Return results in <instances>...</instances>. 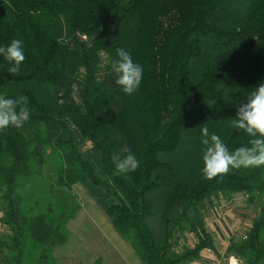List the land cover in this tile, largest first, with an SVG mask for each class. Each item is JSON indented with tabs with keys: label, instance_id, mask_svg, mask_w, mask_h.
I'll list each match as a JSON object with an SVG mask.
<instances>
[{
	"label": "trees",
	"instance_id": "16d2710c",
	"mask_svg": "<svg viewBox=\"0 0 264 264\" xmlns=\"http://www.w3.org/2000/svg\"><path fill=\"white\" fill-rule=\"evenodd\" d=\"M13 39L25 60L12 75L0 54V95L26 96L31 116L0 131V264H56L76 184L140 264L196 262L210 211L264 196V166L201 174L202 127L230 151L252 139L231 121L264 84V0H0V47ZM117 48L143 68L132 95ZM124 146L140 166L115 175ZM245 237L227 254L264 264V202Z\"/></svg>",
	"mask_w": 264,
	"mask_h": 264
},
{
	"label": "clouds",
	"instance_id": "9594fccd",
	"mask_svg": "<svg viewBox=\"0 0 264 264\" xmlns=\"http://www.w3.org/2000/svg\"><path fill=\"white\" fill-rule=\"evenodd\" d=\"M0 54L9 64L14 65L9 67L8 71L12 75L18 74L20 65L25 60L22 42L13 39L6 47H0ZM116 57L111 65L116 75L115 84L124 94L132 95L139 89L143 79V68L133 61L130 52L124 48L116 49ZM30 116L26 96L9 98L0 95V131L9 127L19 129L30 120ZM231 125L252 137L248 146L230 151L219 135L210 134L206 126L201 128L203 145L201 174L205 179L222 177L233 169L264 166V84L258 85L255 91L248 94L247 102L238 107L237 115L232 119ZM112 160L115 165V175L135 172L140 166V161L127 146L115 153Z\"/></svg>",
	"mask_w": 264,
	"mask_h": 264
},
{
	"label": "crops",
	"instance_id": "0c3cea01",
	"mask_svg": "<svg viewBox=\"0 0 264 264\" xmlns=\"http://www.w3.org/2000/svg\"><path fill=\"white\" fill-rule=\"evenodd\" d=\"M239 199L245 198L236 195L230 203H222L221 208L217 205L218 207L214 208H219L216 214L210 211L207 215L205 226L213 238V247L209 249V253L202 250L198 260L192 264L233 263L234 260L230 259L233 256L227 254L228 247L231 242L237 241L247 232L252 222L248 217L238 216L233 207L231 209L233 203ZM80 212L79 209L77 214ZM76 216L67 223V243L54 252L56 264H94L96 261H99V264H140L128 244L116 235L105 216L101 217L93 212L83 221L80 217L75 219ZM74 237H77V250L72 249L70 245L74 242ZM65 247H68L66 251L63 250Z\"/></svg>",
	"mask_w": 264,
	"mask_h": 264
},
{
	"label": "rangeland",
	"instance_id": "374dc122",
	"mask_svg": "<svg viewBox=\"0 0 264 264\" xmlns=\"http://www.w3.org/2000/svg\"><path fill=\"white\" fill-rule=\"evenodd\" d=\"M53 160L55 162V159H53ZM72 191L76 197L75 203L77 205H79L80 210H81V212L79 214H77V216L75 215L76 216L75 219L80 217V220H82V221H83V219L86 220L87 215L90 213H93V212L97 213L101 217H104V215L99 211V209L96 208L94 203L89 200V198L86 196L85 191L83 190V188L80 185H78V184L74 185L72 187ZM244 201H245V199L244 200L239 199V201L233 203V205L231 204L232 205L231 209L233 207V211L237 212L236 214L238 216H242V217L245 216V217H248L249 219H252V220L255 219L256 216L258 215V210H259L261 203L264 202V196H262L259 199V202L257 203V205L255 204L253 207H250L248 209L245 208V202ZM231 209H230V211H231ZM2 232H3V228H1V226H0V235L2 234ZM76 238L77 237H74V242L70 243V245L72 246V249H75V250H77V248H78V244L75 242ZM72 239H73V237H72ZM185 243H186L185 245L191 247L194 244V240L191 238L190 235H187ZM67 249H68V247L63 248L64 251H66ZM33 261H34L33 257H32V259L29 258V262L27 264H30Z\"/></svg>",
	"mask_w": 264,
	"mask_h": 264
},
{
	"label": "built area",
	"instance_id": "2783aa9c",
	"mask_svg": "<svg viewBox=\"0 0 264 264\" xmlns=\"http://www.w3.org/2000/svg\"><path fill=\"white\" fill-rule=\"evenodd\" d=\"M221 207H222V206H220L219 208H221ZM219 208H218V209H219ZM218 209H215V210L211 211V213H212V214H216ZM240 238H242L243 240L246 239V237H245V233L242 234V236H241ZM206 252L209 253L210 250H209V249H206ZM230 259L234 260L233 263H231V264H240V262H239L237 259H234L233 257H231Z\"/></svg>",
	"mask_w": 264,
	"mask_h": 264
}]
</instances>
